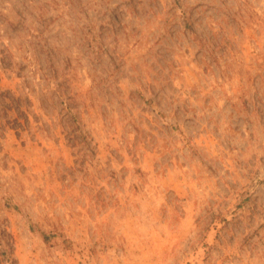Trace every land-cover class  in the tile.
<instances>
[{"label": "rangeland", "instance_id": "obj_1", "mask_svg": "<svg viewBox=\"0 0 264 264\" xmlns=\"http://www.w3.org/2000/svg\"><path fill=\"white\" fill-rule=\"evenodd\" d=\"M0 264H264V0H0Z\"/></svg>", "mask_w": 264, "mask_h": 264}, {"label": "trees", "instance_id": "obj_2", "mask_svg": "<svg viewBox=\"0 0 264 264\" xmlns=\"http://www.w3.org/2000/svg\"><path fill=\"white\" fill-rule=\"evenodd\" d=\"M43 235V237L46 239L47 238V236L45 235V234H42Z\"/></svg>", "mask_w": 264, "mask_h": 264}]
</instances>
